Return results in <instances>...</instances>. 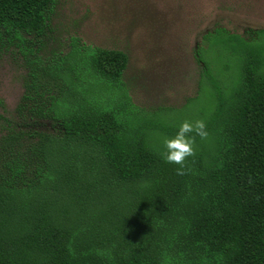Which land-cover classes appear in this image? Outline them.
Masks as SVG:
<instances>
[{
	"label": "trees",
	"instance_id": "obj_1",
	"mask_svg": "<svg viewBox=\"0 0 264 264\" xmlns=\"http://www.w3.org/2000/svg\"><path fill=\"white\" fill-rule=\"evenodd\" d=\"M55 4L0 0L25 71L0 116V264H264V28L203 37L178 111L205 96L204 116L174 129L133 104L125 53L45 54Z\"/></svg>",
	"mask_w": 264,
	"mask_h": 264
},
{
	"label": "rangeland",
	"instance_id": "obj_2",
	"mask_svg": "<svg viewBox=\"0 0 264 264\" xmlns=\"http://www.w3.org/2000/svg\"><path fill=\"white\" fill-rule=\"evenodd\" d=\"M219 28L253 38L264 28V0H56L45 54H65L73 40L125 53L123 81L133 104L147 114L176 110L152 120L176 129L204 116L205 96L178 110L198 93L203 37ZM22 64L16 52L0 55V116L10 120L23 94Z\"/></svg>",
	"mask_w": 264,
	"mask_h": 264
}]
</instances>
